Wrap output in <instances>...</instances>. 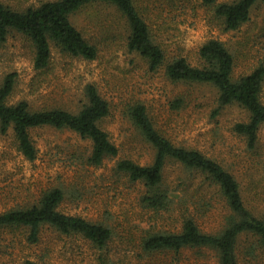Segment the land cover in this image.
<instances>
[{
    "label": "rangeland",
    "instance_id": "obj_1",
    "mask_svg": "<svg viewBox=\"0 0 264 264\" xmlns=\"http://www.w3.org/2000/svg\"><path fill=\"white\" fill-rule=\"evenodd\" d=\"M23 10L45 0H2ZM232 0H218L225 2ZM158 43L165 50V64L151 71L146 58L128 48L129 29L116 7L94 3L80 9L72 22L98 48L95 59L64 53L52 45L50 63L36 69L34 47L19 32H11L0 46V84L7 74L16 73L8 102H29L31 109L60 107L78 112L87 102L86 87L97 86L109 101L110 112L100 122L118 147L99 165L89 161L92 142L69 128L45 125L30 129L38 150L34 160L18 149L14 131L0 132V213L17 205L38 201L42 193L59 187L64 199L59 210L101 222L112 229L104 247L81 234H65L50 225L41 228L39 241L27 239L25 228L0 230V264H23L32 259L40 264H220L216 253L192 248L148 251L144 238L159 231H180L181 218L172 211L155 212L142 197L147 192L140 181L117 171L119 160L130 158L150 164L154 148L134 124L129 107L143 102L155 126L176 145L200 150L231 171L240 183L247 207L264 215V124L258 141L250 148L244 136L234 130L237 122L249 119L248 111L231 104L215 115L218 89L206 83L172 81L166 64L184 56L200 64V47L209 39L225 43L235 56L233 77L250 73L264 63V1L251 9L250 19L238 29L226 30L222 21L201 0H136ZM261 98L264 102V86ZM163 184L177 190L187 188L198 198L190 209L204 232H218L225 225L229 207L221 194L200 176L168 161ZM255 241L242 236L236 250L241 264H264V249L246 254Z\"/></svg>",
    "mask_w": 264,
    "mask_h": 264
},
{
    "label": "trees",
    "instance_id": "obj_2",
    "mask_svg": "<svg viewBox=\"0 0 264 264\" xmlns=\"http://www.w3.org/2000/svg\"><path fill=\"white\" fill-rule=\"evenodd\" d=\"M259 0H201L202 5L211 8L222 21L226 30L238 29L250 19L252 7ZM264 1V0H263ZM105 3L116 7L126 19L129 29L128 48L147 59L151 71L165 64V50L154 37L143 9L136 0H45L26 9H13L0 0V46L11 32L26 36L34 47L33 63L36 69L48 67L52 45L62 52L95 59L98 48L92 44L72 22V16L85 6ZM200 64L193 65L184 56H176L166 64V74L172 81L206 83L218 89V107L238 104L249 113L247 121L237 122L234 130L244 136L250 148L258 141V133L264 124V102L261 98L264 86V63L250 73L233 77L235 56L224 42L217 38L206 41L199 50ZM16 73L6 75L0 84V132L5 134L11 128L19 151L29 160L37 157L38 150L31 138L30 129L50 125L69 128L82 138L92 142L89 161L94 165L102 163L107 156H116L118 147L99 122L110 112V103L94 84L86 87L87 102L78 112L60 107L33 110L26 100L14 104L8 102L12 94ZM129 114L154 148L150 164L141 165L130 158L118 161L117 171L126 174L131 181H140L147 188L142 202L147 208L160 211L179 212L181 230L159 231L144 238L143 245L148 251H173L192 248L216 253L220 264H241L236 250L242 236H252L255 241L246 249L254 254L264 249V215L254 214L246 205L240 183L235 175L219 161L200 150L176 145L155 126L147 107L137 101L129 107ZM168 161H176L199 175L201 184L208 183L221 194L229 207L225 225L218 232H204L198 225L190 205L198 198L187 188L181 191L166 188L163 184L164 169ZM64 199L62 188L55 187L42 193L37 202L17 205L0 213V230L3 228H26L27 239L39 241L41 228L50 225L65 234H81L99 247H104L112 237V229L101 222H92L84 217L66 214L59 210ZM23 264H40L26 259Z\"/></svg>",
    "mask_w": 264,
    "mask_h": 264
}]
</instances>
